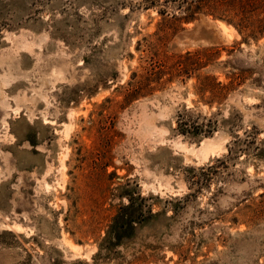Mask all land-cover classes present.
<instances>
[{
  "label": "rangeland",
  "instance_id": "1",
  "mask_svg": "<svg viewBox=\"0 0 264 264\" xmlns=\"http://www.w3.org/2000/svg\"><path fill=\"white\" fill-rule=\"evenodd\" d=\"M187 1L0 0V264H264V35Z\"/></svg>",
  "mask_w": 264,
  "mask_h": 264
},
{
  "label": "trees",
  "instance_id": "2",
  "mask_svg": "<svg viewBox=\"0 0 264 264\" xmlns=\"http://www.w3.org/2000/svg\"><path fill=\"white\" fill-rule=\"evenodd\" d=\"M193 1L197 2V5L194 7L192 3H189L187 1L189 7H187V9L183 11V18L187 20L193 19V13L196 9H200L204 4L208 5V3L210 2V0ZM231 1V5L234 8L239 9L238 11H236L235 15L238 16L240 21L239 24L241 25L242 29L245 30L244 28H252L251 33L254 37L264 35V17L257 19L250 18L254 15L255 12H258L260 7L263 6L264 3H262L261 0ZM259 3L261 5L256 7L257 5H259ZM215 53L217 52H215V49L213 47L197 51H187L184 55L178 56V60L169 66H166L165 64H158L157 66L147 70V75H145L144 77L145 80L139 84L137 90L139 91L144 88H149V86L154 82L159 83V81L165 74H170L169 78L182 75H186L187 77H191L193 75L197 76L196 72H199L200 70L206 68L210 64V60H212L211 57L214 56ZM216 80L217 79L213 76L205 75L201 81L202 90L204 92H210L213 98H219L223 94V91L229 88L228 85H224L221 82H216ZM137 90L136 92H138ZM179 116V123L183 132L192 131L198 133L203 130L201 124L193 120L192 116L189 114V111H185Z\"/></svg>",
  "mask_w": 264,
  "mask_h": 264
},
{
  "label": "bare ground",
  "instance_id": "3",
  "mask_svg": "<svg viewBox=\"0 0 264 264\" xmlns=\"http://www.w3.org/2000/svg\"><path fill=\"white\" fill-rule=\"evenodd\" d=\"M205 149V148H204Z\"/></svg>",
  "mask_w": 264,
  "mask_h": 264
}]
</instances>
